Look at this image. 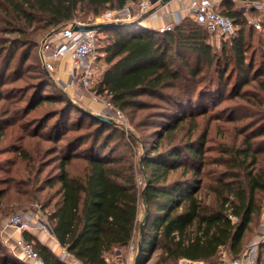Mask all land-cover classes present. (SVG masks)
<instances>
[{
  "label": "trees",
  "instance_id": "trees-1",
  "mask_svg": "<svg viewBox=\"0 0 264 264\" xmlns=\"http://www.w3.org/2000/svg\"><path fill=\"white\" fill-rule=\"evenodd\" d=\"M4 1L8 5L4 8L6 24L14 31L23 32L24 28L36 24L46 30L69 26L76 20H85L90 14L97 16L107 9L121 8L129 0ZM236 1L222 0L220 4L224 8L221 11L233 18L237 25L236 35L225 38L220 50L208 41L207 26L190 15L187 23L185 17L174 24V29L164 32L135 27L132 28L141 31L135 32L131 27L104 29L111 33L104 45L107 66L96 80L94 90L125 112L135 106L143 108L141 97L146 94L159 95L182 106L167 113L169 120L160 124L163 132L172 133L188 118L196 120L205 110L203 94L196 97L195 87H181L179 81L183 76L172 68V50L187 49L207 66L215 64L221 81L230 67L243 77L238 82L237 93L241 96L249 94L247 101L257 109L250 112L255 118L248 123V129L257 127L244 130L240 144L221 143L218 157L208 155L206 133L184 145L174 144L164 150L154 145L152 153L148 152L142 158L144 183L141 186L135 164L113 155L117 149L110 145L114 135L118 133L125 139V132L118 123L102 121L76 108L78 121L70 125L74 107L65 104L47 114L38 131L35 130L37 136L55 143L60 160L56 181L46 183V188L57 186L56 191L48 193L40 207L60 244L81 263L110 264L108 253L129 247L135 237L137 246L141 242L143 252L140 264H146L150 253L157 249L160 254L154 264H177L181 259L211 263L216 260L221 247H227L234 256L241 255L247 247V234L264 209V52L261 55L263 61L255 66L253 54L248 55L253 33L247 29L245 12L233 7ZM14 55L10 53L5 70L10 68ZM29 57L30 52H25L24 62ZM198 70H191L194 78L200 73ZM42 76L37 88L30 87L32 90L36 88V92L27 106L28 112L52 100L40 89L50 84L45 82L46 79L41 80ZM258 79L255 91L240 92V87ZM166 88H176L177 91L162 94ZM195 98L203 101L196 104L199 101ZM3 109L2 116H11L0 126V137L7 125L14 124L17 119L11 112L23 110L16 105ZM85 121L89 125L95 124L94 133L86 137L68 135L74 131L73 125L82 128ZM48 122L52 124L47 126ZM33 124L26 122L20 128L27 134ZM163 132L158 133L162 135ZM87 138H91V143L79 151L80 144ZM258 138H262L259 143ZM12 146V150L26 160L27 176L21 179L11 177L9 184L0 188V205L5 204L3 199L6 197L16 199V203H38L39 193L45 190L39 187L42 169L36 163L38 159L25 147L16 143ZM75 160L84 161V167L78 173L70 169ZM211 164L220 166V169H209ZM181 167L183 177L171 178L172 173ZM10 193L14 195L10 196ZM209 197H212L211 202H208ZM141 203L144 207L140 220ZM24 234L46 264H73L61 259L45 244L37 241L36 245L29 231ZM0 264L25 263L5 253L0 243Z\"/></svg>",
  "mask_w": 264,
  "mask_h": 264
},
{
  "label": "rangeland",
  "instance_id": "rangeland-1",
  "mask_svg": "<svg viewBox=\"0 0 264 264\" xmlns=\"http://www.w3.org/2000/svg\"><path fill=\"white\" fill-rule=\"evenodd\" d=\"M248 2V0H237L233 7L239 10L245 9L244 12L248 19L247 29L253 33L249 42L251 48L248 55L251 56L253 54L256 66L263 61L261 55L264 52V43L262 42V39H264V28L263 30H258L250 24V19L252 17H258V12L252 10L251 3ZM7 6L8 5L4 0H0V126L4 124L3 122L6 118L11 116H2L1 112L4 110L3 108H13V105H16L19 109L21 108L23 110L17 113L11 112L12 116L17 119L14 124L7 125L5 133L0 137V188L6 187L9 184L11 177L15 176L17 179H21L27 176L26 160L11 148L13 147L12 145L16 143V145L25 147V149L30 151L35 158L37 157L38 160L36 163L37 165L39 164L38 166L42 169L39 172V187L44 188L45 190L39 193L38 203H16V199L11 200L7 197L4 198L3 202L5 204L0 205V218L1 216L9 217L12 214L26 210V208L42 210L40 207L41 202L46 198L48 193L50 194L56 191L57 186L46 188L47 181H56V173L59 170L58 165L60 160H58V151L55 150V143L34 134L36 133L35 130L38 131V126L44 120V117L47 114L64 107L65 104H71L72 107H74L73 109L71 108L72 118L70 125H72L74 122L78 121L77 109L81 110L76 106V103L81 107L93 111L90 105H92V102H95L90 99L92 95L88 90L82 88L77 82L72 83L66 65L64 69H60V65L58 66V64H56L55 70L50 71L45 67L44 62L40 57L39 46L41 41L44 38L46 39L50 33L56 32L59 28L55 27L47 30L40 29V24H36L35 27L24 28L23 32L14 31L5 22V15L7 14L4 12V8ZM219 9L223 10L224 8L220 5ZM103 13L97 16L90 14L82 21L99 23L102 21L101 18ZM187 17L190 16H186V23L190 19ZM172 28L174 29V24ZM206 29L208 32V41L214 46V48L220 50L222 41L225 38L209 27ZM131 30L135 32L141 31L139 29H133L132 27ZM109 35H111V33L100 30L98 59L100 65L94 85L97 83L96 80L99 79L107 66L104 45L108 43L110 39ZM24 51L30 52V57L26 62H24ZM10 53L15 54L14 59L10 63V68L5 70L11 57ZM172 54L174 59L172 68L177 69L183 76L179 81L180 86L189 88L195 87L196 97L203 94L202 96L206 102L204 113L199 115L196 120L188 118L182 126L178 127L172 133L167 134L166 132H163V127L160 126V124L162 125L169 120V117L166 116L167 113H170V111L175 112L182 108V106L171 102L169 99H163L159 97V95L146 94L141 97L144 105L143 108L135 106L129 108V110H127L128 112L120 110L121 115L118 117H115L116 115L114 112L112 113L104 108L105 100L107 99L105 95L102 94L100 95L101 98L97 99L100 101L98 103H103V108L100 106L96 111L114 117L119 127L125 132V139L121 138L117 133L114 135L110 144L114 146H111L113 149L117 147L113 154L114 157H124L135 164L138 184L141 186L144 183V178L141 172L143 169L142 158L146 153H152V147L154 145H157L159 150H164L174 144L184 145L187 141L206 133L208 140L206 146L207 150H209L208 155L210 157H218V146L221 145V143L227 142L234 144L236 142L237 144H240L244 137V130L251 131L257 127L255 126L248 129V123L252 120L254 121L255 118L250 116V112L252 113L257 109L256 107L253 108L252 104L247 101L249 94L241 96L237 93V88H239L238 82L243 79L242 76L237 75L230 67V69H227L225 72L226 74H224L221 81L219 70L216 68V65L214 64L209 67L205 63L198 61L192 51L187 49L178 51L175 49L172 50ZM192 69H199L198 71H200L196 78H194L191 73ZM39 73L43 74L41 80L46 79L45 82H50L48 86H42L40 89L42 90L43 95H49L52 100L47 101L42 106L36 107L33 111L28 112L27 106L31 102L32 97L36 92L35 89L38 87L37 84H39L40 81L39 77L41 74ZM258 81L259 79L256 81L252 80L249 84L240 87L241 91H239L242 93H247L248 91L251 93L252 91H255L254 89L258 88ZM94 85L92 91L96 92L94 90ZM34 86L36 88L32 90L30 87ZM83 90L89 95L84 93ZM176 91V88H166L162 90V94L170 95ZM262 96H264V94ZM70 99H72L74 103L71 102ZM195 100L199 101L196 104H200L203 101L202 98H195ZM196 110L197 106L195 105L194 111ZM26 122H29L30 124L34 123L29 129L31 132H28V135L23 132L22 128H20V125ZM51 124L52 122H48L47 126ZM72 128H74V131L68 132V135L81 134L86 137L88 134L95 132L96 126L95 124L89 125V122L85 121L82 128H79L78 125H73ZM158 132H163V134L160 135ZM131 136L135 137L138 141L135 142ZM261 139L262 138H258L256 140L257 143H259ZM90 143L91 138L84 140L82 144H80L79 151L84 149V147H88ZM83 167L84 161L75 160L70 169L73 173H78ZM219 167L220 166L215 164L208 166L209 169H220ZM182 172L183 168L181 167L172 173L171 178H182ZM11 195L14 194L10 193V196ZM211 201L212 197H209L208 202ZM143 207L144 206L141 203L139 215L140 220L143 215ZM263 221L264 209L262 214L255 219L251 230L247 234V245L258 237L262 231ZM9 227L11 226L9 225ZM1 230H3V226L1 227L0 223V243L4 247L5 253H9L25 264H29L22 254L15 252L13 249L17 240L11 238L8 242H5L1 235ZM136 239L137 237L133 240L134 245H136ZM37 244L36 241V245ZM129 247L115 249L108 253L110 264H134L136 251L135 253H131ZM159 254V249L152 251L148 256L146 264H154L157 261ZM232 257L235 256L227 247H221L216 260L211 262V264H224Z\"/></svg>",
  "mask_w": 264,
  "mask_h": 264
},
{
  "label": "built area",
  "instance_id": "built-area-1",
  "mask_svg": "<svg viewBox=\"0 0 264 264\" xmlns=\"http://www.w3.org/2000/svg\"><path fill=\"white\" fill-rule=\"evenodd\" d=\"M186 5L189 15L198 22L206 25L213 31H216L224 38H230L237 33V25L233 18L224 14L220 9L222 0H177ZM161 0H129L121 8L107 9L101 18V22L117 21L132 22L139 25H133L135 28H150L140 26L142 24L151 26L152 20L159 16L158 9L152 10L160 3ZM251 5L257 9L260 14L258 17H252L250 24L258 30L264 28V0H253ZM152 10V11H151ZM183 20L181 13L175 14V20L164 26L154 30L168 31L171 30L173 24L180 23ZM80 24H93L76 20ZM97 23V22H95ZM100 30L84 29L75 30L72 24L57 29L56 32L50 34L43 43V62L50 71L55 70L56 63L59 59L68 56L72 61V69L69 73L72 83H78L82 88L96 99L101 98L99 94L92 91L94 81L99 69V37ZM105 109L111 111L118 117L121 111L117 109L108 99L105 100ZM38 210L36 213L23 210L9 217L2 218L3 223L16 227L22 233L16 244L25 260L29 264H46L41 257L39 251L33 242L27 240L24 235L25 231H29L37 226L51 230L48 220ZM130 252L137 251V245L130 244ZM70 255L64 251L61 259L65 260ZM128 264V263H122ZM177 264H211L204 260L181 259ZM224 264H264V221L262 223V231L257 238L252 240L239 256L232 257Z\"/></svg>",
  "mask_w": 264,
  "mask_h": 264
},
{
  "label": "crops",
  "instance_id": "crops-1",
  "mask_svg": "<svg viewBox=\"0 0 264 264\" xmlns=\"http://www.w3.org/2000/svg\"><path fill=\"white\" fill-rule=\"evenodd\" d=\"M156 8L158 9L159 16L155 17L152 20L151 26L147 25L148 23L146 24V27H150L149 29H156L158 27L164 26L167 23H172L173 20H175V14L177 12L181 13L183 18H185L187 15H189L188 11L186 10V5L184 3L178 2L177 0H172L171 2H169L168 4H165V5L158 4L155 7H153L152 10H154ZM243 11H245V9H243ZM56 64H58V66L60 65V69H64V67L66 65V68H68L69 73L72 69V61L68 56L59 59ZM83 92H84V90H83ZM84 93L89 95L87 92H84ZM87 98H89V97H87ZM90 99L95 101V102H92V105H90L91 108L93 109V111L100 112V111H96V109L100 106L103 108V103H98L100 101H98L93 96H91ZM104 108H105V105H104ZM26 210L28 212H31V213H36L39 210L44 215L43 217H45V219L47 220L46 215L40 209H31V208L27 209L26 208ZM5 217L6 216H1V218H0L1 227L3 226V230H1L2 237L4 238L5 242L6 241L8 242V240L11 238L13 240L14 239L18 240L21 237L22 233L16 227L10 225L12 227L11 228V227H9L8 224L3 223L2 218H5ZM4 227H6V228H4ZM29 233L32 235V237L36 241H39V242L45 244L46 246L50 247L57 255H59V257H61V255L64 251H67L65 249V247H63L60 244V242L58 241V239L55 237V235L52 233L51 230L45 229L44 227L37 226L36 228L29 230ZM13 246H14V244H13ZM13 249L15 250V252L20 253L16 243H15V246ZM65 261L73 263V264H83L71 255H68L67 258L65 259Z\"/></svg>",
  "mask_w": 264,
  "mask_h": 264
},
{
  "label": "water",
  "instance_id": "water-1",
  "mask_svg": "<svg viewBox=\"0 0 264 264\" xmlns=\"http://www.w3.org/2000/svg\"><path fill=\"white\" fill-rule=\"evenodd\" d=\"M172 0H161V4L165 5L168 4L169 2H171ZM133 25H139L138 23H132V22H117V21H103V22H99V23H93V24H80L77 22H73L72 23V27L75 30H84V29H98V30H104V29H111V28H121V27H132ZM140 26H146L144 24L140 25ZM52 34V33H50ZM45 41V38L41 41L40 46H39V52H40V57L43 61V52H42V48H43V43ZM71 102L74 103V101L72 99H70ZM76 106L81 109L83 112L96 117L102 121L108 122V123H117V121L114 119V117L107 115V114H103V113H99V112H94V111H90L84 107H81L80 105H78L76 103ZM145 193V190L143 191V194ZM144 220L145 218L142 220L140 228H141V232L143 231V226H144ZM52 231V230H51ZM142 247H141V242H138V246H137V251H136V255H135V263L134 264H140V260L142 257Z\"/></svg>",
  "mask_w": 264,
  "mask_h": 264
}]
</instances>
